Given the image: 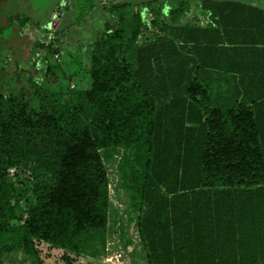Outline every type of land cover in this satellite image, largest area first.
<instances>
[{"label": "trees", "instance_id": "trees-1", "mask_svg": "<svg viewBox=\"0 0 264 264\" xmlns=\"http://www.w3.org/2000/svg\"><path fill=\"white\" fill-rule=\"evenodd\" d=\"M182 1H170L179 6L172 24L153 22L161 32L154 41H138L135 16L133 63L116 79L117 112L92 106L86 92L64 108L66 92L10 73L0 54L5 132L24 140L19 158L37 168L32 193L15 195L0 152V264L16 251L42 264L36 243L103 257L109 183L100 151L122 145L136 147L142 171L141 195L132 201L146 264H264V8L245 4L264 0H199L210 16L202 28L179 23ZM0 7V30L9 29L20 50L29 43V19ZM123 33L105 42L111 50ZM30 50L36 59L38 50ZM25 62L16 60L19 71H27ZM99 75L92 70L94 81ZM16 208L21 226L11 224Z\"/></svg>", "mask_w": 264, "mask_h": 264}, {"label": "rangeland", "instance_id": "rangeland-1", "mask_svg": "<svg viewBox=\"0 0 264 264\" xmlns=\"http://www.w3.org/2000/svg\"><path fill=\"white\" fill-rule=\"evenodd\" d=\"M18 1L20 2L0 0L6 16L14 15L21 9V15L29 19L23 29L29 43L20 50L16 49V41L11 37L9 29L0 30V43L8 42L6 45L0 44V54H4L9 72L26 78L31 75L38 76L45 80V86L52 92H66L59 97V104L64 108H73L79 101L77 94L86 92L90 93L92 106L103 105L109 108L116 105V112L119 110L117 105L122 100V93L116 82L120 75L118 69L133 63L129 39L135 16L138 14L142 28L138 41L145 43L161 36L160 28L153 22L160 24L164 20L172 24L176 20L172 12L179 8L171 6V0ZM179 4H182L180 9H184L180 12V24L200 28L209 25L210 16L202 11L199 0H183ZM77 20L80 24H77ZM119 29L124 31L123 41L111 50L105 42ZM30 49L38 50L34 60H31ZM17 59L27 61L24 64L28 68L26 72L17 69ZM48 69L51 70L50 78L45 77ZM93 69L100 72L96 81L91 77ZM3 81L4 76L0 74V83ZM108 120L109 116L104 115V122L107 123ZM8 121V115L0 114V152L4 158L1 169L6 170L8 188L15 195L24 198L34 190L37 168L35 164L19 158L18 151L23 148L24 140L10 138L6 134L4 124ZM100 155L109 183L105 255L95 258L84 253H72L48 244L36 243L42 264H146L137 230L139 209L132 201L142 191V184L138 181L142 177V171L136 164V147L122 145L106 148L100 151ZM14 204L15 200L12 199L11 205ZM16 215L11 224L21 226V214L17 208ZM2 264L37 263L16 251L5 255Z\"/></svg>", "mask_w": 264, "mask_h": 264}, {"label": "crops", "instance_id": "crops-1", "mask_svg": "<svg viewBox=\"0 0 264 264\" xmlns=\"http://www.w3.org/2000/svg\"><path fill=\"white\" fill-rule=\"evenodd\" d=\"M246 5L252 6V7H258V8H264V3H245ZM215 87V88H214ZM213 91H218L220 88L217 87V85H212ZM225 90V89H223Z\"/></svg>", "mask_w": 264, "mask_h": 264}, {"label": "bare ground", "instance_id": "bare-ground-1", "mask_svg": "<svg viewBox=\"0 0 264 264\" xmlns=\"http://www.w3.org/2000/svg\"><path fill=\"white\" fill-rule=\"evenodd\" d=\"M109 261V260H108Z\"/></svg>", "mask_w": 264, "mask_h": 264}]
</instances>
